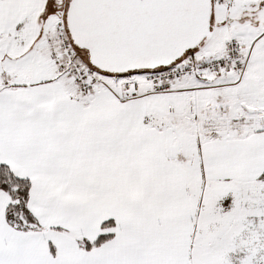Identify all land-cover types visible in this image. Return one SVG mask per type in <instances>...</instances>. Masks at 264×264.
I'll return each mask as SVG.
<instances>
[{"label":"snow or ice","instance_id":"1","mask_svg":"<svg viewBox=\"0 0 264 264\" xmlns=\"http://www.w3.org/2000/svg\"><path fill=\"white\" fill-rule=\"evenodd\" d=\"M0 264H264V0H0Z\"/></svg>","mask_w":264,"mask_h":264}]
</instances>
